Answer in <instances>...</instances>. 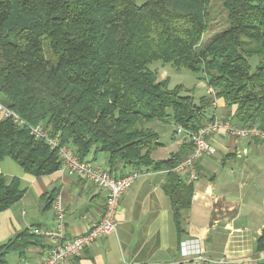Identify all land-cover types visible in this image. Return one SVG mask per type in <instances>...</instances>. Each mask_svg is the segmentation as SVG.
<instances>
[{
	"label": "trees",
	"instance_id": "16d2710c",
	"mask_svg": "<svg viewBox=\"0 0 264 264\" xmlns=\"http://www.w3.org/2000/svg\"><path fill=\"white\" fill-rule=\"evenodd\" d=\"M214 1L0 0L1 103L28 125L44 124L81 160L95 150L108 156L111 172L121 163L168 172L164 190L180 237L194 185L173 170L193 146L156 161L160 135L147 126L171 119L198 131L222 100L234 125L264 130V0H219L226 28L207 42ZM157 61L201 75L215 95L196 100L182 86L170 88L150 68ZM6 158L36 177L61 169L57 150L11 118L0 119V160ZM24 194L18 179L7 184L0 174V212ZM54 197L42 196L45 211ZM34 229L0 246V264L39 244ZM256 251L264 252V229Z\"/></svg>",
	"mask_w": 264,
	"mask_h": 264
},
{
	"label": "crops",
	"instance_id": "0c3cea01",
	"mask_svg": "<svg viewBox=\"0 0 264 264\" xmlns=\"http://www.w3.org/2000/svg\"><path fill=\"white\" fill-rule=\"evenodd\" d=\"M211 111L213 117L223 118L227 114L222 100H217L216 108ZM172 141L165 158L155 156L165 148L162 141L152 158L168 159L184 144H191L177 134ZM209 141L215 153L206 154L197 164L198 178L191 183L194 185L192 205L184 212L185 234L180 237L177 233L171 201L164 190L168 172L142 168L141 176L122 196L116 231L86 248L74 258L73 264H169L179 260L185 261L184 264H200L196 258L201 254L213 259L225 258L231 264H257L262 254L257 253L256 243L264 229V144L239 139L225 131ZM107 159L105 153L95 150L86 158L109 169ZM130 171V167L121 163L113 173L123 176ZM0 174L7 184L18 179L25 190L18 203L0 212V246L26 229L56 228V211L53 206L45 211L41 199L47 192L55 191L54 204L59 203L66 211L68 239L86 233L105 212L106 191L63 169L36 177L6 158L0 160ZM49 247V240L42 237L23 256L9 254L7 263L43 264Z\"/></svg>",
	"mask_w": 264,
	"mask_h": 264
},
{
	"label": "built area",
	"instance_id": "2783aa9c",
	"mask_svg": "<svg viewBox=\"0 0 264 264\" xmlns=\"http://www.w3.org/2000/svg\"><path fill=\"white\" fill-rule=\"evenodd\" d=\"M211 95H215L213 89H208ZM216 107V101L213 103ZM0 118H11L14 123L21 127H27L30 134L38 140L45 141L50 148L57 150L61 169L69 175L85 179L107 193L106 208L101 219L94 223L90 230L81 236L68 239L66 237L65 219L66 211L59 204H53V209L57 213V226L51 230L35 228L33 233L37 236L49 240V251L43 264H73L74 258L80 256L82 252L92 246L98 239L113 234L117 229V211L124 193L141 176V172L134 170L123 176H117L109 169H103L87 160H81L74 148L69 144H63L59 138L51 135V132L44 124L28 125L19 115L8 109L0 102ZM220 131L239 138L252 141H259L264 144V130L258 127L248 128L234 125L226 117H215L214 120L207 122L198 131L188 132L182 127L177 128V134L183 135L193 148L184 157L179 165L173 170L178 174H187V183H192L198 178L197 164L206 154H214L215 148L209 139ZM196 260L200 264H231L225 258L213 259L203 254L197 256ZM260 260H264L262 255ZM185 261H174L169 264H184ZM18 264H28L27 261Z\"/></svg>",
	"mask_w": 264,
	"mask_h": 264
},
{
	"label": "rangeland",
	"instance_id": "374dc122",
	"mask_svg": "<svg viewBox=\"0 0 264 264\" xmlns=\"http://www.w3.org/2000/svg\"><path fill=\"white\" fill-rule=\"evenodd\" d=\"M142 0H138L141 2ZM212 9V24L209 34L206 35L205 41L210 42L220 34L226 28V17L221 8V4L219 0L214 1ZM150 68L152 70H156L159 75V80H163L164 78H168L170 81V88H174L176 86H182L184 88L183 94L184 95H191L196 100L201 98L203 95L208 94V87L206 81L200 79L201 75L194 74L188 70H181L176 71L170 65H163L161 61L154 62ZM217 103V100H215ZM1 102V101H0ZM219 105V102H218ZM212 108H215L214 106ZM222 111V108H219ZM226 117V116H225ZM1 119V118H0ZM152 129L157 131L160 135V141L165 144V148L161 149L156 153V157L165 158L166 154L168 153L169 149L173 146L172 138L176 137L177 131L176 126L173 121L170 119L166 122H152L151 126ZM178 135V134H177ZM169 148V149H168ZM264 255V252L261 253Z\"/></svg>",
	"mask_w": 264,
	"mask_h": 264
}]
</instances>
